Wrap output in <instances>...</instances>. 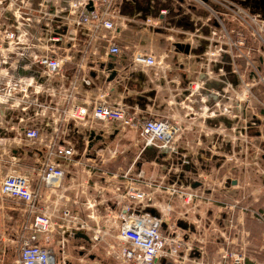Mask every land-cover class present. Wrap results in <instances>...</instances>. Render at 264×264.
<instances>
[{
  "label": "built area",
  "instance_id": "1",
  "mask_svg": "<svg viewBox=\"0 0 264 264\" xmlns=\"http://www.w3.org/2000/svg\"><path fill=\"white\" fill-rule=\"evenodd\" d=\"M176 1L182 9L200 7L209 13L207 17L194 20L199 25L196 30L209 27L212 30L209 39H215L216 42L213 50L201 55V63L209 67L212 63H218L223 55L228 56L227 62L234 66H231V71L239 75V83L242 85L239 102L259 100L264 108V100H260L256 92L258 86H264L262 0L258 2L259 8L255 9L247 0ZM90 2L93 3V10L87 8ZM69 6L64 3L59 8L63 13L75 15L77 25L95 32L115 28L114 0H76L71 11ZM1 9L4 15L0 16V130L10 127L18 137L37 145L33 152L35 164L30 166V171L13 170L0 180V197L23 204V220L19 226L10 229L6 239L18 251L16 264H68L66 253L61 248L62 241L75 238L79 232L89 237L88 241L79 238L84 242L80 246L83 254L92 255L91 249L97 247L99 241L109 238L112 244L107 253L118 259L115 264H264V245L261 249L262 258L250 259L244 246L234 241L239 234V229L234 225L215 232L230 237H223L222 242L216 238L213 243L215 250L212 251L207 247L205 238L196 236L201 233L198 221L193 222L196 219L190 217V203L197 201L196 205H199L216 201L212 197H205L206 193L201 188L203 185L195 188L191 183L187 184V180L181 179L186 158H180L182 161L178 164L181 170L178 169L172 177H146L141 170L135 171L131 166L117 174L118 181L113 186L110 202L118 203L121 207L115 210L112 205H106L108 212L103 225L99 223L100 217L94 213L85 214L81 209H75L79 204L60 203L59 192L66 190V166L76 155V148L73 143L60 139L66 133L60 125L53 130L55 136L45 141L37 120L48 112L42 98L60 94L52 80L66 62V56L59 54L64 34L53 26L57 21L61 22L62 18L59 12L55 19L56 14L54 16V12L44 7L43 3L35 9L24 0H0ZM34 11L38 13L37 17L33 15ZM167 12L164 8L160 13L167 15ZM47 14L50 15L47 17ZM161 23L162 20L155 22V25ZM122 53L123 49L112 42L109 54ZM238 57L244 59L243 72L232 62ZM132 62L146 67H164L162 59L151 52L136 51ZM225 64L218 67L217 71H206L205 75L208 78L216 74L219 76L220 73L226 76ZM189 89L191 93L200 91L194 82H191ZM71 96L70 93L68 101ZM104 97L105 94L88 105L76 104L62 109L56 118L57 123L79 122L76 124L79 128L87 127L89 141L101 137V133L94 127L96 123L120 124L123 128L138 131L142 151L150 148L158 157H170L178 153L177 143L184 131L179 123L169 117L138 119L137 112H130L128 106L110 104L102 99ZM215 109L213 105L208 111L216 115ZM29 112L33 114L25 117ZM13 117L24 121V124L18 128L14 127L13 121L8 124ZM253 120H259L260 124ZM252 121L251 126L262 124L256 116ZM102 136L107 138V135ZM227 159L233 161L230 157ZM233 180H229L227 185L234 186ZM196 181L202 182L199 179L193 182ZM104 182L108 183V179L105 178ZM44 190L47 191L46 195ZM177 201L183 204L179 215L174 217L173 213L179 208ZM86 205L90 209L97 203ZM151 209H155L157 214H153ZM180 222L194 229L182 228ZM56 237H60L61 242L56 241ZM2 239L4 237L0 232ZM94 264L101 263L96 260Z\"/></svg>",
  "mask_w": 264,
  "mask_h": 264
},
{
  "label": "crops",
  "instance_id": "2",
  "mask_svg": "<svg viewBox=\"0 0 264 264\" xmlns=\"http://www.w3.org/2000/svg\"><path fill=\"white\" fill-rule=\"evenodd\" d=\"M41 2L42 0H30L31 8H38ZM51 3L55 19L59 12V17L62 18L53 27L62 30L64 34L59 54L66 56V62L61 72L52 80L60 94L42 98L48 112L37 120V125L41 128L45 141L55 136L53 130L60 125L66 131L60 139L73 143L76 148V155L66 166V190L59 192V202L68 205L75 202L79 204L75 209L82 211L87 209V203L95 202L97 210L101 212L103 224L108 212L106 205L120 210L121 205L110 202V197L113 186L118 181L116 175L130 165L122 168L116 157L117 150H113L111 145L127 133H130V139L135 134V139L133 137L131 142L139 150L138 157L150 156L151 159L147 161L157 163L161 159L162 177L175 176L176 171L181 170V165L178 164L182 161L180 158H186L181 179L187 180V184L191 185L195 179H199L203 182L201 188L206 193L205 197H212L213 200L214 196L220 197L218 206L215 203H201L190 208L196 219L193 222L199 223L197 226L201 234L197 233L196 236L205 238L210 251L215 250L213 243L216 238L222 242L224 238L230 237L215 232L234 225L239 229L234 241L244 246L250 259L262 258L264 108L259 100L239 102L242 85L239 83V75L231 71V66H234L227 62L228 56L223 55L218 63H212L209 67L201 63V55L213 50L216 42L215 39H209L212 30L209 27L196 30L199 25L194 20L197 17H207L208 11L200 7L182 9L176 0H114L115 28L95 32L77 25L75 15L61 12L59 7L67 3L66 0H52ZM164 8L168 10L167 15L160 13ZM33 15L37 17L38 13L34 11ZM160 20L162 23L155 25ZM112 42L123 49L121 55L109 54ZM177 43L190 45V53L177 51ZM136 51L154 53L157 58L162 59L164 67L134 64L132 57ZM109 62L114 64L113 70L118 72L113 80H109L111 71L101 68L102 64ZM232 62L240 72L244 71V59L238 57ZM224 63L226 76L220 73L219 76L216 74L213 78H208L205 75L208 70L217 71ZM94 72L95 76L92 75ZM191 82L200 87L199 92L191 93ZM256 92L258 98L264 100V86H258ZM70 93L72 96L68 101ZM103 94L104 101L128 106L130 112H137L138 119L169 117L179 123L184 131L177 143L178 153L170 157H158L152 150L142 151L137 130L123 128L120 124L96 123L94 127L101 133V137H95L94 140L101 144L95 148L92 143L94 153L88 154L94 140H87V127L79 128L76 125L79 122L57 123L56 118L60 116L62 109L76 104L88 105L96 102ZM213 105L216 115L211 114V110L208 111ZM32 114L33 112H29L25 117ZM254 116L262 124L247 129L248 122ZM9 117L10 114L7 115ZM11 123L18 128L24 121L13 117V120L8 121V124ZM241 129L245 130L244 134ZM0 131V180L13 170L30 171L32 164L27 159H35L33 152L37 145L27 143L10 127ZM258 132L262 136H258ZM102 134L107 135V138ZM238 135L241 137L236 138ZM106 152L111 155L106 156ZM229 157L233 161L228 160ZM113 164L116 170L107 166ZM139 170L148 177L143 168ZM105 178L108 179L107 185ZM231 179H236L237 184L228 186L227 182ZM43 193L46 195L47 191L44 190ZM22 220L23 204L0 197V232L4 237L0 240V257L5 258L13 245L6 242L10 235L8 232L19 226ZM242 231L245 233H241Z\"/></svg>",
  "mask_w": 264,
  "mask_h": 264
},
{
  "label": "rangeland",
  "instance_id": "3",
  "mask_svg": "<svg viewBox=\"0 0 264 264\" xmlns=\"http://www.w3.org/2000/svg\"><path fill=\"white\" fill-rule=\"evenodd\" d=\"M26 3H29L30 0H24ZM67 1V6H69V11L73 10V7H71L73 4H75L76 0H66ZM80 0H77V2ZM52 1L49 2V0H42L41 3L44 4V7H48V10H51V3ZM73 2V3H72ZM54 4V2H53ZM56 4V1H55ZM54 4V5H55ZM1 14L4 15V11L3 9L0 10V16ZM50 14H47V17ZM135 139V134L132 135ZM130 133H127L124 137H122L121 139L115 141L112 143L111 148H113V150H117L118 155L116 157H118V162L119 164L122 166V168L127 167V164H129L131 167H133V169L135 171H138L140 168H143L144 171L146 172L148 177H153V178H162V171H163V165H162V160L159 159L158 162H151V161H147L148 159L150 160L151 157L150 156H142L140 157L141 159L138 158V154H139V150L138 148L133 145V142H131V140L133 139V137L130 139ZM97 144H96V143ZM96 147L100 146V142L97 141H93L91 142V149H89L88 154L93 155L94 153V146ZM80 153V152H79ZM111 154H109L108 152H106V156H110ZM126 157V159L124 158ZM27 161H29L32 165H34L35 159H27ZM91 164V163H89ZM109 164V163H108ZM118 164V165H119ZM111 165V164H110ZM107 165L109 167V169H113L116 170V166H114V164L112 166ZM85 167V166H84ZM103 185V184H102ZM107 185V183H106ZM106 185H104L106 187ZM215 205H219L220 202V197H216L214 196V200ZM232 202V201H231ZM197 201L191 202L188 209L191 208V206H193L194 204H196ZM199 203V202H198ZM183 203H180L177 201V206H179V208L176 209V212L173 213L174 217H177L180 212V206H182ZM85 214H91L94 213L93 215H96L97 217H100V211L97 210V206H95L94 208H90V209H86L84 211ZM95 216V217H96ZM190 217L195 219V216L193 215V213L191 212ZM92 221H96L94 219H91ZM101 225L103 224V221L99 222ZM56 241H60L61 239L60 237H56ZM84 242L79 239V238H71V239H67L65 241H62V246L61 248L65 251L66 256L68 258L67 262L68 264H94V262L97 260L99 263L101 264H115L117 262V258L114 255H108V250L110 249V245L112 244V242L110 241L109 238H105L101 241H99V245H97V247L91 249L92 250V255H95V258L92 259L91 255L89 254H83L82 253V248L80 246H82L81 244H83ZM85 245V244H84ZM88 248V246H87ZM18 255V251L15 250L14 245H12V247L10 248V251L8 252V254H6V257H0L2 259H0V264H16L14 261H16Z\"/></svg>",
  "mask_w": 264,
  "mask_h": 264
},
{
  "label": "water",
  "instance_id": "4",
  "mask_svg": "<svg viewBox=\"0 0 264 264\" xmlns=\"http://www.w3.org/2000/svg\"><path fill=\"white\" fill-rule=\"evenodd\" d=\"M262 4H264V0H262ZM258 6H259V5H258ZM87 8H88V10H93V3L90 2V4L87 6ZM175 46H176V48H177V51H181V52H183V53H185V54H189L190 51H191V47H190V45H188V44L184 45V44H181V43H177ZM101 68H103V69L105 68V69L111 71V74H110L109 80H113V79L116 77V75L118 74L117 71L113 70V69H114V64H113L112 62H109L108 64H102V65H101ZM92 75L95 76V72L92 73ZM210 88H211V87H210ZM226 120H227V119H226ZM229 122H230V121H229ZM255 123L260 124V121H259V120H255ZM251 125H252L251 122H248L247 126L250 127ZM243 131H244V130L241 129V132H242V133H244ZM257 135L259 136L260 133L258 132ZM148 149H150V148H148ZM163 153H166V152H163ZM232 183L235 185V184L237 183V180H233ZM202 185H203V183L200 182V181H196V182H193V183H192V186H193V187H200V186H202ZM151 212H152L153 214H157V212H156L155 209H151ZM179 224H180L181 227H183V228H185V229H186V228H189V227H191V228L194 229L193 226H189L188 224H186V223H184V222H180ZM75 238H81V239H84V240H89L88 235H86V234L83 233V232H79V233H77V234L75 235ZM91 258L94 259V258H95V255H91Z\"/></svg>",
  "mask_w": 264,
  "mask_h": 264
},
{
  "label": "flooded vegetation",
  "instance_id": "5",
  "mask_svg": "<svg viewBox=\"0 0 264 264\" xmlns=\"http://www.w3.org/2000/svg\"><path fill=\"white\" fill-rule=\"evenodd\" d=\"M248 2H249V4H250V6L252 7V5H254V7L255 8H257L258 7V5H259V0H247ZM253 8V7H252ZM254 8V9H255ZM259 8V7H258ZM254 121V120H253ZM252 121V122H253ZM255 122V121H254ZM251 128H255V125H253V126H251ZM264 158V157H263ZM180 225V224H179Z\"/></svg>",
  "mask_w": 264,
  "mask_h": 264
},
{
  "label": "trees",
  "instance_id": "6",
  "mask_svg": "<svg viewBox=\"0 0 264 264\" xmlns=\"http://www.w3.org/2000/svg\"><path fill=\"white\" fill-rule=\"evenodd\" d=\"M252 7L254 8V5H252Z\"/></svg>",
  "mask_w": 264,
  "mask_h": 264
}]
</instances>
